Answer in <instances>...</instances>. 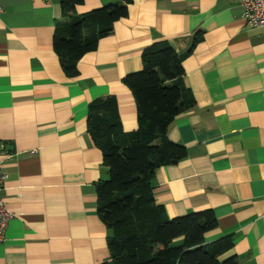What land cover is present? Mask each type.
I'll use <instances>...</instances> for the list:
<instances>
[{"label":"crops","instance_id":"crops-1","mask_svg":"<svg viewBox=\"0 0 264 264\" xmlns=\"http://www.w3.org/2000/svg\"><path fill=\"white\" fill-rule=\"evenodd\" d=\"M114 1L83 0L69 17ZM61 19L59 0H0V199L12 213L0 264L109 260L95 193L108 169L87 131L88 104L114 97L122 130L136 129L122 78L161 40L181 56L194 102L169 124L168 138L186 155L154 170V201L169 218L211 209L216 226L205 242L233 241L220 259L264 264L262 30L234 0H131L69 78L52 48Z\"/></svg>","mask_w":264,"mask_h":264},{"label":"trees","instance_id":"trees-1","mask_svg":"<svg viewBox=\"0 0 264 264\" xmlns=\"http://www.w3.org/2000/svg\"><path fill=\"white\" fill-rule=\"evenodd\" d=\"M82 1L59 0L63 19L54 25L52 48L69 78L77 75L81 56L127 15L131 2L115 0L69 17ZM140 57L141 69L122 78L135 101L136 129L122 130L114 97L88 104L87 131L108 169L107 179L95 185L97 215L109 231L110 257L100 264H237L234 256L220 259L233 245L230 236L204 240L216 226L211 209L169 218L154 201V170L186 155L183 145L168 138L169 124L194 99L182 81L181 56L167 41L151 43Z\"/></svg>","mask_w":264,"mask_h":264},{"label":"built area","instance_id":"built-area-1","mask_svg":"<svg viewBox=\"0 0 264 264\" xmlns=\"http://www.w3.org/2000/svg\"><path fill=\"white\" fill-rule=\"evenodd\" d=\"M241 8L242 16L246 23L262 30L264 36V0H234ZM6 175L0 169V189L3 186ZM12 213L7 209L0 199V241L6 228L7 220Z\"/></svg>","mask_w":264,"mask_h":264}]
</instances>
